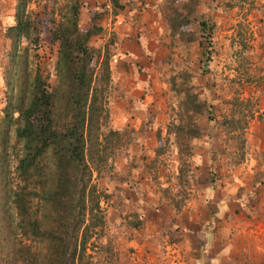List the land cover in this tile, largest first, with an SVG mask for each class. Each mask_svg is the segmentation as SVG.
Masks as SVG:
<instances>
[{
    "label": "rangeland",
    "instance_id": "1",
    "mask_svg": "<svg viewBox=\"0 0 264 264\" xmlns=\"http://www.w3.org/2000/svg\"><path fill=\"white\" fill-rule=\"evenodd\" d=\"M254 1H162L166 33L155 75L165 101L157 107V118L131 122L121 132L113 161L96 175L108 196L102 204L107 225L95 241L92 264H172L197 255L190 246L200 241L193 229L209 216L212 198L206 196L214 188L230 194L253 159L247 131L264 107V69L250 51ZM17 4L18 0H0V134L6 111L28 102L38 71L52 88L58 84V46L48 26H57L70 2L32 0L27 10L37 36L22 40L14 58V42L6 34L16 24ZM225 5L227 14L218 12L215 17L209 12ZM198 14L215 25L208 37H201ZM221 26L226 35H218ZM115 99L111 84L110 113L119 108ZM108 127L113 129L111 118ZM240 190L246 191V186ZM160 200L162 210L157 213L154 206ZM136 229L138 250L131 245Z\"/></svg>",
    "mask_w": 264,
    "mask_h": 264
},
{
    "label": "trees",
    "instance_id": "2",
    "mask_svg": "<svg viewBox=\"0 0 264 264\" xmlns=\"http://www.w3.org/2000/svg\"><path fill=\"white\" fill-rule=\"evenodd\" d=\"M31 1L18 0L16 24L7 30L14 58L22 40L37 36ZM69 2L57 26H48L58 46V84L52 88L38 71L28 102L6 111L0 134L2 264H92L107 225L108 196L97 179L123 138L108 127L111 44L91 45L102 28L83 30L81 2ZM196 19L201 37L215 32L205 16Z\"/></svg>",
    "mask_w": 264,
    "mask_h": 264
},
{
    "label": "crops",
    "instance_id": "3",
    "mask_svg": "<svg viewBox=\"0 0 264 264\" xmlns=\"http://www.w3.org/2000/svg\"><path fill=\"white\" fill-rule=\"evenodd\" d=\"M80 1V27L86 30L95 24L102 28V33L91 39V45L100 49L111 44V84L115 103H119L117 110L111 108L113 129L123 132L131 122L143 124L157 118V107L165 101L155 75L156 58L166 33L160 8L163 0ZM227 5L214 6L209 12L215 17L218 12L227 14ZM117 18L122 25L115 24ZM249 22L252 58L264 69V0L254 1ZM218 32L220 36L227 33L222 26ZM261 101L264 106V91ZM260 113H256L247 131L253 159L245 174L237 178L240 184L230 194L214 188L213 194L206 196L212 198L206 211L209 216L193 229L200 241L190 246L197 255L172 264H264V107ZM241 186H246V191H241ZM160 204L161 200L154 206L157 213L162 210ZM135 232L131 245L138 250V230ZM145 234L141 233L142 239Z\"/></svg>",
    "mask_w": 264,
    "mask_h": 264
},
{
    "label": "built area",
    "instance_id": "4",
    "mask_svg": "<svg viewBox=\"0 0 264 264\" xmlns=\"http://www.w3.org/2000/svg\"><path fill=\"white\" fill-rule=\"evenodd\" d=\"M115 24L120 26V25L123 24V21L122 20H118V18H117L116 21H115Z\"/></svg>",
    "mask_w": 264,
    "mask_h": 264
}]
</instances>
